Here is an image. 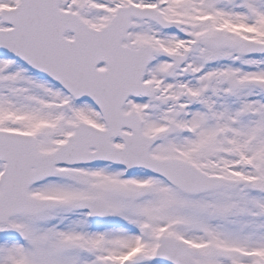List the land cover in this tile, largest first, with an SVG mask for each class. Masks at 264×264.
<instances>
[{"label": "snow or ice", "instance_id": "snow-or-ice-1", "mask_svg": "<svg viewBox=\"0 0 264 264\" xmlns=\"http://www.w3.org/2000/svg\"><path fill=\"white\" fill-rule=\"evenodd\" d=\"M0 264H264V0H0Z\"/></svg>", "mask_w": 264, "mask_h": 264}]
</instances>
